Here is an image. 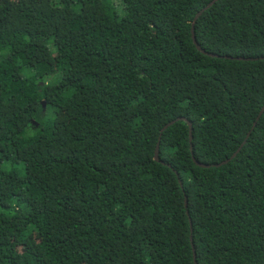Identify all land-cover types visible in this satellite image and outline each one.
I'll list each match as a JSON object with an SVG mask.
<instances>
[{"label": "trees", "instance_id": "1", "mask_svg": "<svg viewBox=\"0 0 264 264\" xmlns=\"http://www.w3.org/2000/svg\"><path fill=\"white\" fill-rule=\"evenodd\" d=\"M115 1L0 0V264H264V0Z\"/></svg>", "mask_w": 264, "mask_h": 264}, {"label": "water", "instance_id": "2", "mask_svg": "<svg viewBox=\"0 0 264 264\" xmlns=\"http://www.w3.org/2000/svg\"><path fill=\"white\" fill-rule=\"evenodd\" d=\"M219 0H212L209 4H207V6H205L202 10H200L196 16L194 17L193 19V22H192V26H191V39H192V42L195 46V48L201 52L202 54L206 55V56H209V57H212L213 55L211 54H208V53H205L200 47L199 45L197 44L196 40H195V35H194V25L197 21V19L205 12L207 11L211 6H213L216 2H218ZM238 60H241V59H238ZM244 60H248V59H244ZM250 60V59H249ZM264 113V106L261 108V110L259 111L258 113V116L256 117V120L255 122L253 123L252 125V128L251 130L255 127L257 121L260 119V117L262 116V114ZM177 121H185L188 125V128H189V140L191 141L192 140V126L190 124L189 121L185 120V119H179ZM176 121H173V122H170L168 123L166 126H164L163 130L162 131H165L168 127L172 126ZM251 132V131H250ZM250 132L247 134V137L250 135ZM246 141V140H245ZM245 141L242 143V145H244ZM159 142V141H158ZM242 145L240 146V148L230 157V159H227L219 164H216V165H213V166H207V165H204V164H201L197 161H195V164L196 166L200 167V168H204V169H208V168H211V167H215V168H219L223 165H226L228 162H230L232 159L235 158V156L237 155V153L240 151ZM157 152H158V144L156 146V150H155V155H154V158L156 161H158V157H157ZM181 184V183H180ZM184 204H185V207H187V202L186 200L184 201ZM193 254H194V258H195V253H194V250H193Z\"/></svg>", "mask_w": 264, "mask_h": 264}, {"label": "rangeland", "instance_id": "3", "mask_svg": "<svg viewBox=\"0 0 264 264\" xmlns=\"http://www.w3.org/2000/svg\"><path fill=\"white\" fill-rule=\"evenodd\" d=\"M112 2H114L115 6H117V3H116L117 1L112 0ZM117 10H118L119 13H121V9L118 6H117Z\"/></svg>", "mask_w": 264, "mask_h": 264}]
</instances>
